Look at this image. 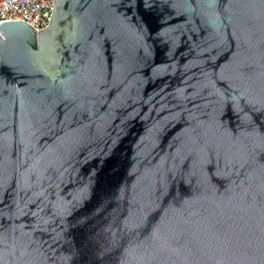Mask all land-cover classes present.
<instances>
[{
	"label": "water",
	"instance_id": "water-1",
	"mask_svg": "<svg viewBox=\"0 0 264 264\" xmlns=\"http://www.w3.org/2000/svg\"><path fill=\"white\" fill-rule=\"evenodd\" d=\"M0 32V264H264V0Z\"/></svg>",
	"mask_w": 264,
	"mask_h": 264
},
{
	"label": "built area",
	"instance_id": "built-area-1",
	"mask_svg": "<svg viewBox=\"0 0 264 264\" xmlns=\"http://www.w3.org/2000/svg\"><path fill=\"white\" fill-rule=\"evenodd\" d=\"M53 10L54 0H0V24L6 20H21L42 30L50 24Z\"/></svg>",
	"mask_w": 264,
	"mask_h": 264
}]
</instances>
